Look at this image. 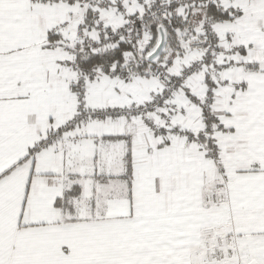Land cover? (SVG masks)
I'll list each match as a JSON object with an SVG mask.
<instances>
[{
	"label": "snow or ice",
	"instance_id": "1",
	"mask_svg": "<svg viewBox=\"0 0 264 264\" xmlns=\"http://www.w3.org/2000/svg\"><path fill=\"white\" fill-rule=\"evenodd\" d=\"M0 264H264V0H0Z\"/></svg>",
	"mask_w": 264,
	"mask_h": 264
}]
</instances>
